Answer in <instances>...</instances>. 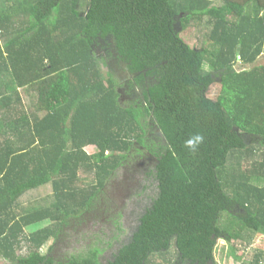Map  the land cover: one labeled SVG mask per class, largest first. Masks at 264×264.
<instances>
[{
	"label": "trees",
	"instance_id": "16d2710c",
	"mask_svg": "<svg viewBox=\"0 0 264 264\" xmlns=\"http://www.w3.org/2000/svg\"><path fill=\"white\" fill-rule=\"evenodd\" d=\"M191 24L209 27L200 47ZM109 37L121 74L153 79L127 104L96 55ZM145 150L158 195L105 264H216L220 238L264 264L236 254L264 234V0H0L2 264H102L98 245L57 258L55 242Z\"/></svg>",
	"mask_w": 264,
	"mask_h": 264
},
{
	"label": "rangeland",
	"instance_id": "374dc122",
	"mask_svg": "<svg viewBox=\"0 0 264 264\" xmlns=\"http://www.w3.org/2000/svg\"><path fill=\"white\" fill-rule=\"evenodd\" d=\"M209 27L203 26L196 28L194 24L188 26L187 30L179 27L181 36H183L190 45L200 47L204 33ZM200 29H203L201 32ZM100 43L95 45L96 55L98 56L100 67L104 71H113L121 83L125 81L119 90L122 93L121 101L127 104V101L138 96L142 97V88L152 84L153 79L147 77L140 83L134 82V78L128 77L123 72L125 64L118 63L113 56L115 45L114 38H100ZM111 68V69H110ZM120 81V80H119ZM133 85L129 89V82ZM221 85L215 83L211 86L209 96L217 99L220 93ZM147 127V134L154 137L158 142H166L162 130L154 120H150ZM89 152L97 151L94 145L88 146ZM143 156H130V160L122 166L116 177L105 189V193L97 200V205L91 209L84 219H75L65 227V230L55 242L53 254L60 258L72 252H83L90 245H98L104 250L100 260L102 264L114 258L118 248L129 242L133 233L140 224L142 215L152 207L155 197H157L159 188L158 181L154 176L156 158L151 156L148 150H145ZM145 158V159H144ZM51 192V186L40 188L34 191L38 196H45ZM26 199L24 198V201ZM119 213L121 214L118 217ZM86 219V220H85ZM118 220L121 228L116 224ZM51 243L49 242L48 245ZM45 247V249L48 248ZM264 252V234L258 233L254 236L252 244L248 249L241 247L236 254L246 259H252L255 251ZM216 264H241V261L235 258L229 242L223 238L218 239L216 252ZM3 261L0 260V264Z\"/></svg>",
	"mask_w": 264,
	"mask_h": 264
},
{
	"label": "clouds",
	"instance_id": "9594fccd",
	"mask_svg": "<svg viewBox=\"0 0 264 264\" xmlns=\"http://www.w3.org/2000/svg\"><path fill=\"white\" fill-rule=\"evenodd\" d=\"M203 140V137L201 136H197L195 137L194 139H190L189 141L186 142L187 146L190 147V148H195L196 147V144L198 142H202Z\"/></svg>",
	"mask_w": 264,
	"mask_h": 264
},
{
	"label": "water",
	"instance_id": "95a60500",
	"mask_svg": "<svg viewBox=\"0 0 264 264\" xmlns=\"http://www.w3.org/2000/svg\"><path fill=\"white\" fill-rule=\"evenodd\" d=\"M240 63V62H239Z\"/></svg>",
	"mask_w": 264,
	"mask_h": 264
}]
</instances>
